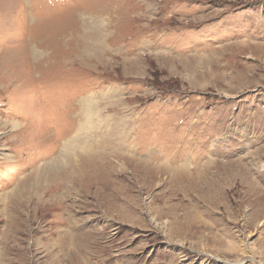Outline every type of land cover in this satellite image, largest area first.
Listing matches in <instances>:
<instances>
[{
	"label": "rangeland",
	"instance_id": "obj_1",
	"mask_svg": "<svg viewBox=\"0 0 264 264\" xmlns=\"http://www.w3.org/2000/svg\"><path fill=\"white\" fill-rule=\"evenodd\" d=\"M0 264H264V0H0Z\"/></svg>",
	"mask_w": 264,
	"mask_h": 264
},
{
	"label": "bare ground",
	"instance_id": "obj_2",
	"mask_svg": "<svg viewBox=\"0 0 264 264\" xmlns=\"http://www.w3.org/2000/svg\"><path fill=\"white\" fill-rule=\"evenodd\" d=\"M54 153H55V152H54ZM56 157H57V156H56ZM51 158H52V156H51ZM53 158H54V157H53ZM56 159H57V158H56ZM32 162H33V161H32ZM50 162H51V161H50ZM59 162H60V161H59ZM59 162H58V163H59ZM55 165H56V164H55ZM49 166H50V164H49ZM39 167H40V169H41L43 166L41 167V165H40ZM56 167H57V166H56ZM60 167H61V165H60ZM37 168H38V166H37ZM44 168H45V167H44ZM58 168H59V167H58ZM40 169H39V170H40ZM35 170H36V166H35ZM39 170H38V171H39ZM60 170H61V169H60ZM36 171H37V170H36ZM36 171H35V172H36ZM42 171H44V170L42 169ZM54 173H56V172H54ZM44 174H45V173H43V175H44ZM53 175H54V174H53ZM58 175H59V174H58ZM36 176H37V173H36ZM37 177H38V176H37ZM37 177H35V178L37 179ZM41 177H42V176H41ZM54 177H55V176H54ZM44 178H45V177H44ZM46 178H47V177H46ZM63 178H64V177H63ZM40 180H41V178H40ZM42 180H43V179H42ZM54 180H55V179H54ZM56 180H57V179H56ZM38 183H39V182H38ZM39 184H41V183H39Z\"/></svg>",
	"mask_w": 264,
	"mask_h": 264
}]
</instances>
